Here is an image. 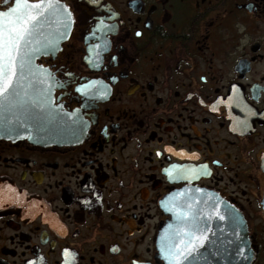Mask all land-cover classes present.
I'll use <instances>...</instances> for the list:
<instances>
[{"label": "flooded vegetation", "instance_id": "obj_1", "mask_svg": "<svg viewBox=\"0 0 264 264\" xmlns=\"http://www.w3.org/2000/svg\"><path fill=\"white\" fill-rule=\"evenodd\" d=\"M58 3L69 32L37 64L76 138H0V260L165 264L160 202L195 189L242 218L264 264V0ZM183 247L171 263H198Z\"/></svg>", "mask_w": 264, "mask_h": 264}, {"label": "water", "instance_id": "obj_2", "mask_svg": "<svg viewBox=\"0 0 264 264\" xmlns=\"http://www.w3.org/2000/svg\"><path fill=\"white\" fill-rule=\"evenodd\" d=\"M65 24L67 27L63 26ZM69 29L68 12L58 3L34 31L26 50L35 51L18 87L19 102L10 110L0 111V138L12 141L25 138L37 145L65 144L76 138L75 124L53 107V83L49 73L37 64L46 49L59 46ZM32 101L42 102L43 107H37ZM175 198L187 206L183 213H190L189 217L174 219ZM160 206L167 218H172L167 219L157 241L165 264H172L170 255L177 251L180 243L192 259L198 255L195 264H248L250 251L245 222L218 196L195 189L181 190L164 197ZM205 206L209 213H215L213 219L200 215ZM206 221L215 223L212 233L206 231ZM0 264L6 263L0 260Z\"/></svg>", "mask_w": 264, "mask_h": 264}, {"label": "snow or ice", "instance_id": "obj_3", "mask_svg": "<svg viewBox=\"0 0 264 264\" xmlns=\"http://www.w3.org/2000/svg\"><path fill=\"white\" fill-rule=\"evenodd\" d=\"M8 3L9 0H4L5 5ZM57 7L58 0H11L10 7L0 10V111L10 110L19 102L18 87L35 51L26 50L27 45L36 28L41 26V20ZM32 103L43 107L42 102Z\"/></svg>", "mask_w": 264, "mask_h": 264}]
</instances>
